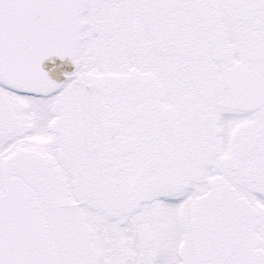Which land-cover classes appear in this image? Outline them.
Returning a JSON list of instances; mask_svg holds the SVG:
<instances>
[{"label":"snow or ice","instance_id":"1","mask_svg":"<svg viewBox=\"0 0 264 264\" xmlns=\"http://www.w3.org/2000/svg\"><path fill=\"white\" fill-rule=\"evenodd\" d=\"M0 264H264V0H0Z\"/></svg>","mask_w":264,"mask_h":264}]
</instances>
